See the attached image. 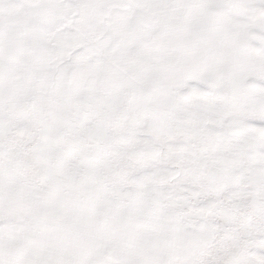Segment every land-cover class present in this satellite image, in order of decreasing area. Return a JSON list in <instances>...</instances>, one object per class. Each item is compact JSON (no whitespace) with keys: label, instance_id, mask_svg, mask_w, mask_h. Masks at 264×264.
<instances>
[{"label":"snow or ice","instance_id":"1","mask_svg":"<svg viewBox=\"0 0 264 264\" xmlns=\"http://www.w3.org/2000/svg\"><path fill=\"white\" fill-rule=\"evenodd\" d=\"M0 264H264V0H0Z\"/></svg>","mask_w":264,"mask_h":264}]
</instances>
